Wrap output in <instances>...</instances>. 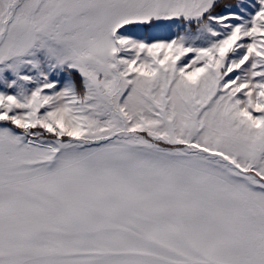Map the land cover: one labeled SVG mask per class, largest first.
Listing matches in <instances>:
<instances>
[{"label": "snow or ice", "instance_id": "snow-or-ice-1", "mask_svg": "<svg viewBox=\"0 0 264 264\" xmlns=\"http://www.w3.org/2000/svg\"><path fill=\"white\" fill-rule=\"evenodd\" d=\"M0 264H264V0H0Z\"/></svg>", "mask_w": 264, "mask_h": 264}]
</instances>
